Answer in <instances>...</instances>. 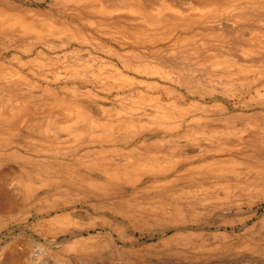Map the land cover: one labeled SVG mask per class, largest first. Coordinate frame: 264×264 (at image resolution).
I'll use <instances>...</instances> for the list:
<instances>
[{"label": "rangeland", "instance_id": "1", "mask_svg": "<svg viewBox=\"0 0 264 264\" xmlns=\"http://www.w3.org/2000/svg\"><path fill=\"white\" fill-rule=\"evenodd\" d=\"M0 18L33 26L0 31V264H264V0H0ZM204 151L225 163L165 168Z\"/></svg>", "mask_w": 264, "mask_h": 264}, {"label": "bare ground", "instance_id": "2", "mask_svg": "<svg viewBox=\"0 0 264 264\" xmlns=\"http://www.w3.org/2000/svg\"><path fill=\"white\" fill-rule=\"evenodd\" d=\"M9 17V16H8ZM11 17V16H10ZM9 17V18H10ZM9 18H0V31H3L4 29H11V30H15L16 32H17V34L19 33V34H21V35H25L28 31H32L31 29V27H33V26H31V25H26V23L24 24V23H22L21 21H19V20H15V19H12L11 18V20L9 19ZM34 25V24H33ZM36 27V26H35ZM34 27V28H35ZM11 30H10V32H11ZM36 30V29H35ZM5 32H6V30H5ZM31 33H33V31L31 32ZM31 33H29V34H31ZM35 34V37L37 38V37H39L41 34H42V32L41 31H37L36 30V32L34 33ZM34 34H32V35H34ZM49 35V34H48ZM83 35V34H82ZM41 37V36H40ZM39 37V38H40ZM45 37V36H44ZM10 77V76H9ZM3 78H5V77H3ZM3 90V89H2ZM6 90V89H5ZM2 92V91H1ZM4 93H6V92H4ZM24 98V97H23ZM59 100V99H58ZM17 101V100H16ZM26 101V100H25ZM9 102H10V100H9ZM53 103V102H52ZM66 103H69V102H66ZM73 103V102H72ZM30 104V103H29ZM32 104V103H31ZM66 105H68V104H66ZM18 106V105H17ZM30 106V105H29ZM61 106V105H60ZM15 107V106H14ZM19 107V106H18ZM31 107V106H30ZM35 107H36V105H35ZM80 107V106H79ZM74 108V107H73ZM72 108V109H73ZM86 108V107H85ZM159 108V107H158ZM1 109V108H0ZM25 110H26V108H25ZM75 110V109H74ZM10 111H11V109H10ZM69 111V110H68ZM72 111V110H71ZM160 111V110H159ZM25 112V111H24ZM22 113V112H21ZM27 113H29V112H27ZM68 113V112H67ZM76 113V112H75ZM19 114V113H18ZM77 114H79L80 116H81V119H82V117H88L89 116V111H87L86 109L84 110V109H79V112L77 113ZM77 114H75V115H77ZM160 114V115H159ZM14 115H16V112L15 111H13V113H12V116H14ZM150 115V114H149ZM70 116V115H69ZM151 116H165V113L161 110L160 111V113H154V114H151ZM85 117V118H86ZM166 117V116H165ZM3 118H6V115L4 114V113H2V112H0V119H3ZM17 118V117H16ZM81 119L79 120V121H81ZM159 119V118H158ZM162 119H163V117H162ZM10 120H12V119H10ZM74 121V120H73ZM97 121V120H96ZM99 121V120H98ZM14 123V122H13ZM86 123H87V121H86ZM98 123V122H97ZM101 123V122H100ZM9 124H10V122H9ZM88 124L89 125H93L94 123H93V121L92 122H88ZM8 125V124H7ZM9 126V125H8ZM73 126V125H72ZM103 127H104V125H103ZM107 127V126H106ZM171 127V126H170ZM196 127H199L198 125L196 126ZM2 128V127H1ZM0 128V129H1ZM88 128V127H87ZM95 128V127H94ZM97 128V127H96ZM169 128V127H168ZM202 128L204 129L205 127H204V125H202ZM213 127H211V129H212ZM92 129V128H91ZM99 129V128H98ZM174 129V128H173ZM194 129V128H193ZM209 129V128H208ZM95 130V129H94ZM205 130H206V128H205ZM59 131V130H58ZM88 131V130H87ZM86 131V132H87ZM107 131V130H106ZM201 131H204V130H201ZM222 131V130H221ZM225 131V130H224ZM220 132V131H219ZM88 133V132H87ZM184 133V132H183ZM92 134V133H91ZM101 134V133H100ZM99 134V135H100ZM104 136V135H103ZM220 136V135H219ZM204 137H206V138H208L207 136H204ZM202 138V137H201ZM98 139V138H97ZM105 139V138H104ZM196 139V138H195ZM204 139V138H203ZM109 140V139H108ZM111 140H112V138H111ZM192 140H194V139H192ZM197 140V139H196ZM212 140V139H211ZM184 141V140H183ZM182 141V142H183ZM188 141V140H187ZM200 141V140H199ZM198 141V142H199ZM202 141H205V140H202ZM206 141H207V139H206ZM155 142V141H154ZM176 142V141H175ZM181 142V141H180ZM180 142H179V140H178V142H177V144H180ZM195 142V141H194ZM193 142V143H194ZM145 143H147V142H145ZM159 143H161V142H159ZM190 144H192V143H190ZM145 145V144H144ZM170 145H171V143H170ZM172 145H173V143H172ZM141 146V145H140ZM146 146H148V145H146ZM224 146V145H223ZM173 149H174V147H173ZM204 149H206V148H204ZM134 150V149H133ZM175 150V149H174ZM224 150V149H223ZM144 151H146V152H148L149 150L147 149V147H145V149H144ZM207 151V150H206ZM220 151V150H219ZM209 152V151H208ZM223 152V151H222ZM225 152V151H224ZM207 153V152H206ZM215 153V152H214ZM220 153V152H219ZM205 154V151L204 152H202L201 154H193V155H191V156H186V157H169L168 156V158H167V161H166V164H165V168H166V170L167 171H172V172H175L176 174H177V171H179V172H181L182 170H183V173H185V174H188L189 172H191L192 170H194V169H198V168H200V167H205V168H207V167H209V166H212L213 165V163L215 162V165H217V164H222V163H225V161H224V159H216V158H210V159H206V160H204V155ZM218 154V153H217ZM172 156V155H171ZM125 158V157H124ZM208 158V157H207ZM109 159V158H108ZM125 160V159H124ZM128 160V159H127ZM165 160V159H164ZM155 161H156V159H155ZM126 162V161H125ZM146 162V161H145ZM149 163V165L150 164H152V162H148ZM137 164V163H136ZM146 164V163H145ZM157 165V164H156ZM223 165V164H222ZM132 166L134 167V164H132ZM220 166V165H219ZM119 167V166H118ZM118 167H116V168H114V169H111V170H102L103 171V174L105 175L104 177H101L100 179L103 181V180H106V181H108V182H114V181H117V180H120V179H126V178H128V177H126V171L125 170H122V169H119ZM213 167V166H212ZM218 167V166H217ZM147 168H149V167H147ZM146 168V169H147ZM154 167L152 166L151 167V169H153ZM215 168V167H214ZM210 169H212V168H210ZM127 170V169H126ZM140 170V169H139ZM142 170V169H141ZM162 169L159 167V172L158 171H156V173H158L159 175L161 174V171ZM207 170H209V168H207ZM216 170V169H215ZM219 170V169H218ZM133 171V170H132ZM220 171V170H219ZM218 171V172H219ZM100 172V171H99ZM135 172V171H134ZM213 172V171H212ZM179 174L180 173H178V175H176L175 176V180L178 178L179 179ZM97 175V174H96ZM171 175V174H170ZM131 176V175H130ZM190 176V175H189ZM15 179H14V181L20 186V187H22L21 185H26V186H24V189H25V187H27L28 185H29V183H27L26 184V181H27V179L23 176V174H21V173H18V174H16V177H14ZM134 178V177H133ZM204 178V177H203ZM170 180H172V179H170ZM32 181V180H31ZM177 181V180H176ZM29 182V181H28ZM44 182V181H43ZM15 185V184H14ZM41 185V184H40ZM19 188V187H18ZM28 188V187H27ZM102 189V188H101ZM25 191V190H24Z\"/></svg>", "mask_w": 264, "mask_h": 264}]
</instances>
